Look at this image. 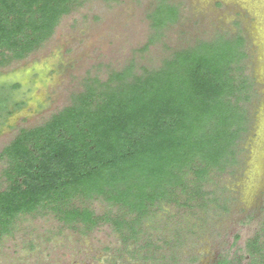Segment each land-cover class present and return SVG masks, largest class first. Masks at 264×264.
I'll return each instance as SVG.
<instances>
[{
  "label": "trees",
  "instance_id": "16d2710c",
  "mask_svg": "<svg viewBox=\"0 0 264 264\" xmlns=\"http://www.w3.org/2000/svg\"><path fill=\"white\" fill-rule=\"evenodd\" d=\"M82 4L0 0V69L41 49ZM149 18L159 37L179 9L158 0ZM248 57L243 35L220 34L174 51L158 68L138 73L131 63L107 81L87 79L68 106L21 129L0 153V240L22 217L52 216L84 234L112 225L126 242L164 205L204 206L212 175L238 163L250 127ZM94 202L110 209L98 214ZM242 251L212 264H264V233Z\"/></svg>",
  "mask_w": 264,
  "mask_h": 264
},
{
  "label": "rangeland",
  "instance_id": "374dc122",
  "mask_svg": "<svg viewBox=\"0 0 264 264\" xmlns=\"http://www.w3.org/2000/svg\"><path fill=\"white\" fill-rule=\"evenodd\" d=\"M169 2L179 18L158 37L149 18L158 0H83L41 49L0 69V153L21 129L68 106L87 79L107 81L131 63L141 73L197 41L241 34L255 85L238 163L212 175L204 206L164 205L137 240L125 242L112 225L84 234L52 216L22 217L0 240V264H212L221 255L244 256L247 241L264 233V0ZM4 168L0 160L2 186ZM92 208L110 209L101 202Z\"/></svg>",
  "mask_w": 264,
  "mask_h": 264
}]
</instances>
